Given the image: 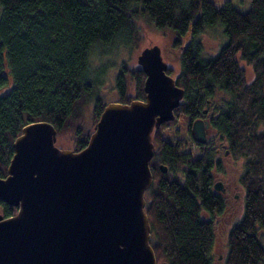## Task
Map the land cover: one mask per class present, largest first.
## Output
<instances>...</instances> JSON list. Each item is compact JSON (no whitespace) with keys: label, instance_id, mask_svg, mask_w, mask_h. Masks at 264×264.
I'll use <instances>...</instances> for the list:
<instances>
[{"label":"trees","instance_id":"obj_1","mask_svg":"<svg viewBox=\"0 0 264 264\" xmlns=\"http://www.w3.org/2000/svg\"><path fill=\"white\" fill-rule=\"evenodd\" d=\"M140 19L170 31L179 69L174 80L184 90L174 120L152 135L144 211L156 262L213 264L214 219L226 208L213 186V172L221 171L214 143L220 142L244 163V209L228 230L224 264H264V0H226L221 8L211 0H0V178L12 143L30 123L51 124L74 152L87 146L107 104L89 55L116 39L134 52ZM217 23L227 42L205 58L200 35ZM173 69L168 65L167 73ZM144 79L138 65L123 62L116 102L144 100ZM186 117L188 128L208 120V139L196 144V157L186 142L163 139ZM16 211L0 202L3 218Z\"/></svg>","mask_w":264,"mask_h":264},{"label":"water","instance_id":"obj_2","mask_svg":"<svg viewBox=\"0 0 264 264\" xmlns=\"http://www.w3.org/2000/svg\"><path fill=\"white\" fill-rule=\"evenodd\" d=\"M136 63L144 100L107 103L81 151L56 146L47 122L22 127L0 178V202L17 208L0 214V264H157L144 211L152 135L174 120L184 90L158 46L141 50ZM190 129L205 144L208 122L196 119Z\"/></svg>","mask_w":264,"mask_h":264},{"label":"rangeland","instance_id":"obj_3","mask_svg":"<svg viewBox=\"0 0 264 264\" xmlns=\"http://www.w3.org/2000/svg\"><path fill=\"white\" fill-rule=\"evenodd\" d=\"M216 8H221L226 0H211ZM138 30L140 41L137 49L130 52L125 48L121 39H116L112 43L103 46L95 47L89 55V68L92 73L100 72L101 85L99 93L105 103L116 102L117 94L115 90V77L123 62H128L129 65H137L136 57L141 50L151 46H158L161 50L163 60L174 67L173 78L178 74L177 56L171 49V34L167 29L160 30L154 27L153 24L147 23L144 19L138 21ZM200 42L203 48V56L205 58L215 56L219 49L227 42L223 33V27L217 23L212 28H206L200 35ZM247 79L252 78V72L248 67H245ZM217 101V100H216ZM219 103V102H218ZM88 110H86V114ZM190 122L188 118H179L175 124L163 132V139L173 141L181 140L189 144L192 153H196L191 146L193 139L188 132ZM56 146L61 149H70L69 145L61 140H56ZM225 148L220 149L217 154L221 162V171L213 172V184L221 183L226 190L225 194V210L214 219L213 233L214 241L210 251L213 257L214 264H224V257L227 251L226 236L229 228L238 221L243 214V195L244 190L239 183V177L243 172V159H234L229 154H224ZM194 157L197 154L193 155ZM216 191V189H214ZM218 193L220 190H217ZM157 264H161L157 263Z\"/></svg>","mask_w":264,"mask_h":264},{"label":"flooded vegetation","instance_id":"obj_4","mask_svg":"<svg viewBox=\"0 0 264 264\" xmlns=\"http://www.w3.org/2000/svg\"><path fill=\"white\" fill-rule=\"evenodd\" d=\"M203 112H205V111H203ZM199 119H202L203 121H207V122H208V120H207L206 118L201 117V118H199ZM189 130H190V131H189ZM208 130H209V129L206 130V140L208 139ZM188 132H190V136H191V129H190V128H188ZM191 137H192V136H191ZM192 139H193V138H192ZM181 140H182V139H181ZM196 144H198V143H196V142L193 140V143L191 144V146L195 149V152H196V153H193V154H194V155H195V154L200 155V148H199ZM214 147H215V149H217V154H219V153H220V149H221V148H225L226 146L223 145V144L220 143V142H217L216 145H215V143H214ZM214 147H213V148H214ZM186 148H189V146L186 147ZM189 150L191 151V148H190ZM224 154H225V155H226V154H229V151H228L227 149H225ZM214 185H217L218 190H220V192H219L220 196H222L223 199L225 200L226 190L222 187L221 183L219 182V183H217V184H213V186H214ZM216 192H218V191L216 190ZM225 202H226V201H225ZM210 257H211V255H210ZM211 259L213 260V257H211ZM213 264H214V260H213Z\"/></svg>","mask_w":264,"mask_h":264}]
</instances>
